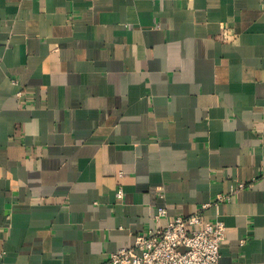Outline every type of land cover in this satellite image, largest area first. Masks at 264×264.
I'll use <instances>...</instances> for the list:
<instances>
[{"label": "crops", "instance_id": "obj_1", "mask_svg": "<svg viewBox=\"0 0 264 264\" xmlns=\"http://www.w3.org/2000/svg\"><path fill=\"white\" fill-rule=\"evenodd\" d=\"M253 179L204 211L219 264H264V0H0V264H104Z\"/></svg>", "mask_w": 264, "mask_h": 264}, {"label": "built area", "instance_id": "obj_2", "mask_svg": "<svg viewBox=\"0 0 264 264\" xmlns=\"http://www.w3.org/2000/svg\"><path fill=\"white\" fill-rule=\"evenodd\" d=\"M255 181L237 183L228 194L216 195L211 203L188 216L169 217L167 210L159 207L154 217L156 227L136 235L131 247L110 253L104 264H219L225 225L219 219L205 221L204 211L229 202L235 193L250 188ZM123 194L119 187L116 197L122 199Z\"/></svg>", "mask_w": 264, "mask_h": 264}]
</instances>
